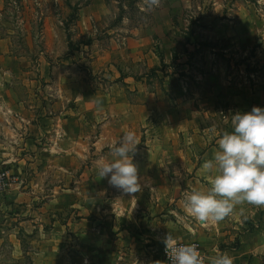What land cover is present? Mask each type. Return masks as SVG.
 <instances>
[{"label": "rangeland", "instance_id": "1", "mask_svg": "<svg viewBox=\"0 0 264 264\" xmlns=\"http://www.w3.org/2000/svg\"><path fill=\"white\" fill-rule=\"evenodd\" d=\"M0 13L10 50L1 57L5 93L39 92L45 77L49 92L69 93L54 78H81L101 114L116 116L118 142L136 120L135 153L151 159L134 195L90 175L113 159L114 143L100 149L98 169L85 157L83 176H40L29 185L0 165L17 179L0 191L33 186L39 193L35 211L22 215L35 224L21 234L22 264H164L165 237L199 223L184 201L210 187L201 166L233 131V115L264 109V0H159L154 7L145 0H4ZM213 228L218 245L188 239L199 243L204 264L238 246Z\"/></svg>", "mask_w": 264, "mask_h": 264}, {"label": "crops", "instance_id": "2", "mask_svg": "<svg viewBox=\"0 0 264 264\" xmlns=\"http://www.w3.org/2000/svg\"><path fill=\"white\" fill-rule=\"evenodd\" d=\"M3 4L4 0H0V8ZM47 19L50 20L51 15ZM58 21L61 23L62 19L59 18ZM1 30L0 24V71L4 67L1 57L10 51ZM27 32L31 36V32ZM49 49L50 53L57 51L52 47ZM45 63L49 65L50 61L45 59ZM59 66L61 64L51 65V69ZM42 80L45 83L39 92L16 95L4 92V88L9 86L0 76V165L9 166L20 176H26L29 185L32 181L36 183L37 178L41 179L40 176H83L85 157L88 158L87 165L91 169L97 168L100 149L110 147L111 143L117 144L119 140L115 127L117 123L114 124L116 116L111 111L104 116L101 114L104 110H98L94 100L89 98L95 95L94 91L89 90L87 84L83 85L81 78H54L55 82L62 83L61 86H68L70 94H52L46 88L49 79L45 77ZM112 110L117 113L116 109ZM139 110L142 112L143 108ZM112 123V129H104L106 125L112 126ZM135 123L130 125V131ZM101 126L103 129L100 131ZM145 157L143 158V151L134 153L131 157L134 158L133 163L139 165L138 176L143 174ZM146 160L151 159L148 156ZM146 160L144 162L147 163ZM90 175L98 176V171ZM47 195L43 194L41 197L49 198L50 195ZM159 195L161 196L160 189L159 192L156 189V198ZM38 196L39 193L33 186L10 187L0 191V264H22L28 252L22 248L21 234L23 231L31 233L35 227L33 216H26L24 219L22 215L35 211L31 203ZM148 209L154 212L158 209V204H150ZM242 209L243 214L241 209L237 210L236 216H229L220 222L198 221L191 233L170 235L179 240L206 239L207 242L212 241L218 245L213 233L215 224L220 231L219 237L235 239L238 244L237 247L222 248L220 254L227 253L232 257L233 264H259L260 260L264 261V207L247 205Z\"/></svg>", "mask_w": 264, "mask_h": 264}, {"label": "clouds", "instance_id": "3", "mask_svg": "<svg viewBox=\"0 0 264 264\" xmlns=\"http://www.w3.org/2000/svg\"><path fill=\"white\" fill-rule=\"evenodd\" d=\"M145 2L149 7L159 5V0ZM232 125L233 131L219 138L213 158L201 166L210 187L206 192L193 190L184 201L185 211L202 223L223 221L237 206L264 207V109L238 112L232 117ZM137 145L134 132L124 133L110 149L113 159L98 170L101 179L107 178L110 186L129 195L141 190L138 168L131 158ZM163 242L171 264H204L197 245L177 246L169 234ZM209 264H233V259L227 253L217 254Z\"/></svg>", "mask_w": 264, "mask_h": 264}, {"label": "built area", "instance_id": "4", "mask_svg": "<svg viewBox=\"0 0 264 264\" xmlns=\"http://www.w3.org/2000/svg\"><path fill=\"white\" fill-rule=\"evenodd\" d=\"M15 175L9 171V169L5 166L0 167V190L3 189L7 184H9L11 181H16L14 177ZM175 244L177 246L180 245H189V244H195L198 247L199 252L201 253V256L204 259L205 262V253L201 249L199 243L196 240H188V241H175ZM166 246L162 248V258L164 264H171L170 259L168 258V255L166 253Z\"/></svg>", "mask_w": 264, "mask_h": 264}]
</instances>
